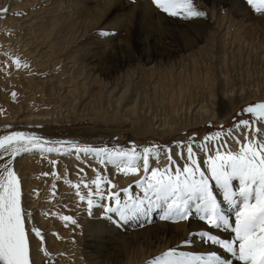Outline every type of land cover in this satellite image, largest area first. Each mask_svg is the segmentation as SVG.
<instances>
[{"label": "bare ground", "instance_id": "obj_1", "mask_svg": "<svg viewBox=\"0 0 264 264\" xmlns=\"http://www.w3.org/2000/svg\"><path fill=\"white\" fill-rule=\"evenodd\" d=\"M196 1L199 8L214 19V23H211L212 28H209V23L205 21L204 23L197 22L199 24L191 22H189V24H178L173 23L174 20L172 19L168 20V22L163 21L161 15L152 11L151 16L152 18L155 17V21L161 18L159 26L157 24V30L154 32H146L147 30H144L142 32L144 41H142L141 49H139L136 55L133 51L129 50V43L128 45H123L124 41L117 40L115 43H111L110 46L107 45L109 46L108 49H110V55L113 51H116L118 57H120L118 58L119 62L115 59L111 64L106 63L108 59L104 56L93 58L86 55H66V51L69 52L72 49L70 45L73 46V44L82 40L84 36L82 33L74 32V35L66 42L65 40L53 42L55 36L58 34L56 29L58 28L59 22L62 19L72 18V14H70L72 8L71 3L69 4L70 8L68 7L65 10H60L61 7L58 5L60 1L58 0H17L13 10H22L25 12L28 10L27 15L24 19H20V17L16 19L15 15V18H11L5 22L0 20V26L2 27V23L11 24L16 22L17 25L19 23L18 21L25 23L30 20V24L33 25L32 23H34L36 27L28 34L31 35V33H34L35 36L40 38V41L37 42V44L35 43V47H33V43L31 46L29 42H23L24 44L22 43L23 45L19 47L22 48L21 50L19 49V55L18 52L15 53V51L12 55L14 59L20 60L21 67L17 69L13 63V65L6 68L9 79L6 78L7 80H3L0 78V87L2 88L0 89V136H2L1 134L4 132L3 130L5 128L14 130L20 127L24 132L39 136L43 140L49 139L50 141L48 140L49 143L45 145L46 147L53 146V142L56 141L62 142L60 145L62 148L66 147V143H63L62 140L64 138H71L68 131L73 127L72 120H78L76 113L78 102L73 103L71 101L69 105L66 103L65 107L62 109V106H64L62 104L63 99H67L66 102H68V98L74 97L75 95L72 86L77 84V86H81L80 88L83 89L82 93L76 94L78 97L82 94V96H86L94 86L100 85L97 94L101 96V93L106 91L109 86L114 83V74L122 70L129 74L131 80V83L128 81L125 83L126 87H124V89H126L127 93V88H130L131 85H136L137 82H135V80L139 81V74H141L144 83L152 86L153 94L156 93L157 95L162 93V95L168 94V96L174 97L176 102L172 105V108L176 109L177 106H175V104L179 103V108L176 110L182 112L181 115L185 116L187 120L190 116L198 119L197 122H193L195 124H199L207 119L223 121L230 118L241 104L248 102L249 95L244 96L242 85L238 86V82L236 84V81L232 80L228 75V67L226 62L223 61L225 59L212 62L213 66L206 65L207 60L204 58V55L208 53V49L204 45L209 44L211 46L216 43L217 47L223 48L224 42L223 39L220 38V32L224 30L225 24H228L227 28L229 31H231L233 25L237 27L239 30L238 32H240L239 37L244 38L251 46H256L258 42H260V35H257L256 28H251L249 24L243 22L244 20L242 18L246 13V9L241 5L239 0ZM117 4H119V0H106L102 1L101 6L98 5V7L108 13ZM39 6H42L41 12L39 11ZM36 8H38L39 14H44L43 16L47 14L54 15L51 18H45L40 15L34 17V15L37 14V12H34ZM133 8L134 6L131 8L132 11ZM77 10L79 11V8ZM260 12V14L264 15V9ZM28 16H30V18H28ZM237 16L241 17V19L237 18ZM72 24L73 22H71L70 25ZM258 24L264 26V17L263 19L261 18V22ZM74 26H76V24H74ZM22 27L21 25V28ZM166 29L174 32V42L180 43L178 49L170 48V51L177 53L176 55L178 58L160 59L153 65L145 66L142 59L138 58H143V60L148 63L152 61V58L156 59L158 56V51H155V47H150L149 38L154 37L159 40L161 32H166ZM84 30L86 31V28ZM132 30L131 26H126L124 28L126 36L128 37V42L133 37ZM260 31V34H262L263 30ZM218 36L220 39L215 41V38ZM9 37V39H11V36ZM72 38L76 40L72 42ZM261 38H264V33L261 35ZM34 40L33 38L32 41ZM200 42H203V44L199 45ZM259 44L257 46H259ZM0 47H3V45ZM121 48L125 50L124 56L121 53ZM103 50L104 51L101 53L105 52V47ZM250 57L252 58L250 59L251 61L264 66V52L262 50H259V52L256 50ZM3 60L7 61L8 58H4ZM134 60L138 63H134ZM24 63L28 64L27 68L23 67ZM34 63L36 64V68H44L38 73V76L40 75L39 78L43 79H39L42 85H48L47 89L43 87L38 88L32 79L27 78L30 77L29 72L32 70ZM258 71H260V69ZM16 76H21V81H19ZM66 82L70 83L67 84ZM255 90L257 91V89ZM60 91L63 92H61L62 96L60 95ZM260 91L259 89V91L255 93L257 96H262V99H264V90ZM13 92L16 94L15 98L12 96ZM250 92L247 91L246 93ZM52 95L61 97L60 101L56 100ZM51 96L53 99L50 98ZM254 98H256V96ZM93 108L95 109V107ZM134 110H136L135 107ZM133 112L136 114V111ZM148 115H145L146 118L144 119H146L147 124L150 125L151 123L149 130L154 133L156 131L164 133L166 130L173 132L177 130V128H181L178 127L179 125L177 126L175 122L177 121V116H171V118L166 117L169 118L167 120H158V116L156 118L155 115H153L154 117L150 118ZM70 117L72 118L70 119ZM139 117L141 118V116ZM173 119H175V121H172ZM250 123L253 129L256 126L264 129V122H260L258 117L255 123H252L251 120ZM234 125L229 127V129H233ZM165 127L168 129L163 130ZM229 129L225 132L221 131L222 135H227ZM6 132H4L3 135H6ZM233 134L240 135L239 138L243 135V133L237 132ZM235 144L236 143L233 144V148H235ZM23 153V156L19 157L20 153L14 158L13 168L22 179V193L24 194L23 206L26 211H30L32 214V219L29 222V230L32 226L38 227L44 237L43 242H41L38 237H35L34 233L30 234V264L32 261H34V264H142L153 257V254L156 252L144 256L143 251L145 250L139 246L141 242L147 241L146 251L151 248V246L155 247V250H158V248L176 245L186 238L190 230H194V226L189 229H183L181 232L182 237L180 235L172 236V234H169L168 241L166 233L159 231L163 230L160 229L163 227L160 223L156 224L160 225L158 228L147 227L141 231L128 233V235H123L121 231H113L112 233V230L108 229L109 227H96L95 221L100 216L99 210L94 209V214L89 216L86 201L83 203L79 202L76 195L77 189L72 186L73 184H81L80 191L82 194L86 195L87 189L83 188L82 184L84 182L91 183V174L94 175L95 171L84 164L75 162L76 154L74 151L67 152L71 153L68 155H73L74 158L67 157V153H41L38 150ZM53 159L57 160L55 166L56 176L44 175V173H52L53 166L50 161ZM77 165L84 171H78ZM115 170L116 169H114V171ZM131 180L130 176H126L122 177L120 182H123V185L129 186ZM53 185H55V187H53ZM102 187L104 188V184H101V188ZM94 188L95 185H93V189ZM83 208L85 209L83 210ZM63 215H72L78 221L79 226H73L69 223L68 226L65 227V222L61 219ZM149 217L145 219L147 220ZM99 222L100 221H98V223ZM158 241H160V243H157ZM162 241H164V244H161ZM113 244L117 246L112 248ZM111 250H113V256L109 253Z\"/></svg>", "mask_w": 264, "mask_h": 264}, {"label": "snow or ice", "instance_id": "obj_2", "mask_svg": "<svg viewBox=\"0 0 264 264\" xmlns=\"http://www.w3.org/2000/svg\"><path fill=\"white\" fill-rule=\"evenodd\" d=\"M150 2L156 10L170 17L184 20L206 17L196 0ZM136 3L137 0H129L130 7ZM247 3L257 12L264 9V0H247ZM0 12L6 13L7 9H0ZM115 34L110 29L99 32L102 37ZM14 64L17 69L21 67L19 59H15ZM23 67L27 68L28 64L24 63ZM15 95L13 92V98ZM243 113L250 114V119H240L228 131V137L240 145L238 150L229 147L227 139H221V131L204 136L202 141L190 137L186 144L177 141L163 148L158 144L145 146L142 152L134 146L110 150L74 141H67L64 148L60 141L46 147L48 140L24 131H10L0 136V264H30V234L34 233L41 242L44 240L38 227L32 226L29 230L32 214L23 206L22 179L13 168V160L18 154L32 150L91 155L99 163L114 165L124 174L135 175L142 167L143 174L135 180L134 190L131 184L119 191L113 190L115 186L96 169H93L96 178L82 184L87 189L86 195L80 191L81 184L72 186L77 189L79 202L86 201L89 216L98 209L103 219L117 226L148 218L156 209H163L161 219L174 221L190 220L194 212L202 227L190 233L183 243L192 244L198 238L201 243L219 246L231 257H222L215 251L207 254L178 252L171 247L155 257L151 264H234V261L237 264H264V139H248L247 136L250 120L255 123L258 117L264 122V102L248 105ZM234 132L243 133V140ZM174 148L178 149L176 155L184 158L182 165H177L173 158ZM162 152L168 161L163 168L159 167ZM153 159L157 166H151ZM50 163L53 171L44 175L56 176L57 160ZM217 190L222 200L218 198ZM61 219L65 227L69 223L79 226L72 215H63ZM213 230H230L233 236L222 239L218 231L214 233Z\"/></svg>", "mask_w": 264, "mask_h": 264}, {"label": "rangeland", "instance_id": "obj_3", "mask_svg": "<svg viewBox=\"0 0 264 264\" xmlns=\"http://www.w3.org/2000/svg\"><path fill=\"white\" fill-rule=\"evenodd\" d=\"M16 1L17 0H0V9H5V8L7 9L6 13L0 12L1 21L3 20L5 22L15 17L16 19H18L19 17L20 19L21 18L24 19V17L28 13L27 12L28 10L26 12L22 10H15V9L13 10V8L15 7ZM58 1H60L58 4L61 7L60 10H65L68 7L70 8L69 4L71 3L72 8H71L70 14H72V18L62 19L59 22L58 28L56 29L58 34L55 36V39L53 40V42L54 41L58 42L60 40H65L66 42L68 39H70L74 35V32L82 33L84 34L82 40H80L79 42H76L75 44H73V46L70 45L72 49L69 52L66 51V55L67 56L69 54L86 55V56H91L93 58H96L98 56H104L108 59L106 63H111V64L115 59H117L119 62L118 58H120L118 57V54L116 51H113L112 54L110 55V49H108V47L111 45V43H115L117 40L124 41L123 45H128L129 43V50L133 51L134 54L136 55L139 49H141L140 47H141L142 41H144V36L142 32L144 30H147L146 32L156 31L157 24L159 26V23L161 22L160 21L161 18L163 21H167V22L168 20L172 19L174 20L173 23H178V24L179 23L189 24V22L199 24L197 22L204 23L205 21L206 23H209L208 24L210 26L209 28H212L211 23H214V19L210 17V15L206 12H205L206 13L205 18H193L191 20H184L179 17H170L167 14L156 10L154 6L151 4L150 0H137V3L134 5L133 11L131 9L132 6L130 7L129 5V0H119V4L114 6L113 9H111L108 13L107 11L100 9L98 7V5L101 6L102 1H106V0H58ZM239 1L241 5L245 7L246 9V13L242 18L244 20L243 22L246 24H249L251 28H256L257 35L258 36L260 35L259 36L260 42H258V44L260 43L259 46H257L258 44L256 46L255 45L251 46L250 43L247 42L244 38L239 37L240 32H238L239 31L238 28L235 27L233 24H232L233 27H231V31H229V29L227 28L228 24H225V27L223 28L224 30L220 32V38L223 39V42H224L223 48L217 47L216 43L211 46L209 44L204 45L208 49V53L205 54L204 52L205 54L204 58L207 60L206 65L213 66L212 62H218L219 59H225L223 61L226 62V65L228 67V70H227L228 75L231 77L232 80L236 81V84L238 82L237 84L238 86L242 85L241 87L243 88L244 96L249 95L248 102L241 104L239 107L240 109L238 108V110L235 111V113L230 118H227L223 121H218L217 119H207L206 121H203L199 124H195L193 122H197L198 119H195L192 116H190L187 120L185 116L181 115L182 112H179L178 110H176L179 108V103L175 104V106H177L176 109L172 108V105L176 102V100H174V97H170V95L168 96V94L162 95V93H159L160 95L159 94L156 95V93L153 94L152 86L144 83L141 74H139L140 80L139 81L135 80V82H137L136 85L134 84L135 87L134 85H131L130 88H127L128 90V93H127L126 89H124V87H126L125 83H127L126 81L131 83V80H130L129 74L122 70L114 74L113 76L114 83L111 86H109V88L106 91H103L105 93L102 92L101 96L97 94V92L99 91L98 89H100L99 88L100 85H99V86H94L87 93L86 96L85 95L82 96L83 95L82 94L77 97L76 94L82 93L83 89L80 88L81 86L80 87L77 86L76 81H75L76 85L75 84L74 85L76 86L77 90L75 89V86H72L75 95L74 97L68 98L69 99L68 102H66L67 99L66 100L63 99L62 104L64 106H62V109L65 107L66 103L67 105H69L71 104V101L73 103L78 102V106H77L78 108L76 110L78 120L77 119L75 120L73 119L74 121L72 120L73 127L72 129H70V131H68L71 138L70 139L64 138L62 140L63 143H66L67 141H74L78 144L90 145V146L98 147V148L107 147L110 150H115L117 148L130 149L131 147L134 146L138 151L142 152L143 148L149 145L158 144L161 147H164L165 145L172 146L173 143L177 141H183L186 144L190 137H194L195 141H202L203 139L201 138H203L206 135L214 134V132H217V131H222V132L227 131L229 127L237 123L240 119H250V114L243 113V109L250 104L264 102V99H262L263 97L257 96L255 93V92H258L259 89L261 91L264 90V74H263L264 66L259 63L257 64L256 62H253L250 60L252 59L250 55L255 53L256 50L257 52H259V50H262L264 52V38H261V35H263L264 33V26L261 24H258L261 22V18L263 19L264 15L260 14L261 12H257L253 8L252 5H249L247 3V0H239ZM38 8H40L39 11L41 12L42 6H39ZM38 8L34 9V12H37V14L34 15V17H37V15H40L45 18L53 17L54 14H47L45 16H43L44 14H39L40 12L38 11ZM78 8H79V11L77 10ZM152 11L157 12L159 15H161V18L155 21L154 19L155 17L152 18L151 16ZM28 18H30V16H28ZM237 18L241 19V17L239 16H237ZM18 22H17L18 23L17 25H16V22L15 23L13 22L11 24L2 23V27L0 26V35L2 34L0 36L1 38L0 46L3 45V47H0V53H1L0 54V65H1L0 66V78L3 80L9 79L8 77L9 74L6 68L9 67L10 65H13L14 63L15 59L12 56L14 51L15 53L18 52V55H19V51L22 49L19 47H21L24 44L23 42H29L31 46L33 43V47H35V43L37 44V42L40 41V38H38V36H35L34 33H31V35L28 34L29 32H32L31 30H33L36 27L34 23H32L34 25L33 26L30 24V20L25 22L30 25H27L24 22L21 23V21H18ZM71 22H73L72 25H70ZM74 24H76V26H74ZM21 25L23 26L22 28H21ZM126 26H131V28L133 29L132 30L133 37L131 38V40H129V42H128V37L126 36V32L124 31V28ZM85 28H86V31L84 30ZM103 29L113 30L116 34L110 35L108 37H102L99 35V32ZM260 30H263L262 34H260L261 33ZM165 31L166 32H161V37L159 38V40L154 37L149 38V45L152 48L155 47L154 49L155 51H158L157 52L158 56L156 59L152 58V61L148 63H146L145 60H143V58H138V59H142V62H144L145 66L153 65L157 63L160 59L165 60L166 58H171V59L173 57L178 58V56L176 55L177 53L170 51V48L178 49L180 43L174 42V39H175L174 32L168 31L167 29ZM9 36H11V39H9L10 38ZM33 38L35 39L34 41H32ZM220 38L218 36L217 38H215L216 40L215 39L214 40L217 41ZM75 40L74 38H72V42H74ZM131 41H132V45H131ZM2 42L6 45H4ZM202 44L203 42H200L199 45H202ZM9 45L12 47H10ZM104 47L106 50L104 53H101L102 51H104L103 50ZM121 53L123 56L125 55V50L123 48H121ZM4 58H8V60L4 61L3 60ZM134 63H138V62L134 60ZM257 68L258 70L260 69V71H258ZM42 69L44 68H39V67L36 68V64L34 63V65L32 66V70L29 72L30 77H27V78L32 79L38 88L43 87L47 89L48 85H42L39 81V79L41 78H39L40 75L38 76V73H40ZM16 78H18V80L21 81V76H16ZM239 81L241 84L239 83ZM66 83L68 84L70 82H66ZM133 87L136 90H134ZM0 89L2 88L0 87ZM147 89L149 90V92ZM255 89H257V91ZM123 90L125 91V93ZM247 91L248 92L251 91L252 93L251 92L246 93ZM61 92L62 91H60V95L62 96L63 92L62 93ZM253 94L256 96V98H254L255 96ZM250 95L253 97H251ZM52 96L50 98H52ZM60 98L61 97L59 96L55 97V99L59 101H60ZM74 99L75 100L77 99V100L75 101ZM93 107H95V109ZM134 107L136 108V110H134ZM133 111H136V114ZM145 115H148L150 118H153L154 117L153 115H155L156 118L158 116L159 117L157 118L158 120H161V119L167 120L171 118V116H175V117L177 116L176 117L177 121H175V119H173L172 121H175L177 123V126L179 125L178 127H181V128H177V130L173 131L174 132L173 133V132H169L168 130H166L168 128L165 127L163 129V130H166L164 133H160V131H156L154 133L153 131L149 130L151 127V123L150 125L147 124L146 119H144L146 118ZM73 116H76V115H73ZM139 116H141V118ZM164 117L165 118L169 117V118L165 119ZM71 118L72 117H70V119ZM21 129L22 128L20 127L14 130H9L5 128L3 131L4 132L7 131L5 133L7 134L10 131H23ZM4 132L1 135H3ZM247 135L251 137V138L248 137V139H253L254 137L257 140L264 139V129L257 127V126L253 129L250 123V128L247 131ZM221 139H227L228 146L231 148L234 147L233 144L235 142L232 138L228 137V134L224 136L221 135ZM240 139L241 140L243 139V135H241ZM235 145H236L235 149L238 150L240 145L239 144H235ZM177 150L178 149L174 148L172 155H173V158L177 161V165H182L184 163V158L176 155ZM67 152L69 151H62L58 154H63ZM68 154H71V153H67L66 155ZM23 155L24 153H21L19 157ZM152 155L155 157L156 155L155 151L153 152ZM199 155L202 156L203 153H200ZM67 157L74 158L73 155H68ZM153 160L151 162V166H157V163L154 162L156 160L154 161ZM75 162L84 164L87 167L98 170L105 180L110 181L111 184L115 186V188L113 189L115 191H119L121 188L127 187L126 185H123L124 184L123 182H120V179L126 176L131 177L132 179L131 185L133 186V190H134V182L136 178L138 179L143 174L142 167H141L140 172H138L137 175L135 174L136 176L130 173L124 174L120 172L116 166L106 164V163L101 164L91 155L88 157H84L83 154H79V155L76 154ZM139 163L142 164V162H139ZM167 164H168L167 157L162 152L159 156V167L163 168L167 166ZM80 169L81 168L78 166V171ZM114 169L116 170L114 171ZM92 175L93 174H91V181L94 178H96V172L94 173L93 176ZM131 175H133L134 177ZM104 188H105V185H104ZM104 188L102 187V189ZM217 196L219 199L222 200V196L218 190H217ZM84 209L85 208H83V210ZM162 212H163V209H156L151 213L149 219L146 220L145 218H138L123 226L113 225L107 220L101 218V215H100L98 219L95 221V226L102 227V228L109 227L108 229L112 230V233L113 231L115 232L121 231L123 235H126V234L128 235V233L130 234L134 231L135 232L141 231V230L146 229L147 227L158 228L160 225H156V224L160 223L161 225H163V227H161L160 229H163V230H159V231L161 232L163 231L166 233L168 237V241H169V234H172V236L180 235L182 237L181 232L183 229L185 228L189 229L192 226H194V230H190L188 232V235L186 236V238H188L190 233H193L195 230L202 227V222L199 221L198 217L195 215L194 212L190 220H187V221H178V220L174 221V220L161 219ZM98 221L100 222L98 223ZM213 231L214 233L218 231V234L220 235L222 239H231L233 236L230 230L229 231L213 230ZM146 243L147 241L145 242L143 241V243L141 242L139 244V246H141L142 249L145 251H146V246H147ZM157 243H160V241H158ZM161 244H164V241H162ZM116 246H117L116 244H113L112 248ZM171 247H175L178 252L179 251L192 252L193 254H201V253L207 254L208 252L215 251L218 255L231 259L229 254L225 253L223 249L219 248V246H212L210 244L201 243L200 240L197 238L194 243L187 244V245L184 244L182 240L176 245H173V246L169 245L167 247L158 248V250H155V247L151 246V248H149L146 252L143 251L144 256L150 253H153V252H156V253L153 254V257L149 258L142 264H151V262L155 259V257L162 255L163 252L167 251ZM189 248L190 249L192 248V249L190 250ZM109 253L112 256L114 254L113 250H111ZM234 263H237V262L234 261Z\"/></svg>", "mask_w": 264, "mask_h": 264}]
</instances>
